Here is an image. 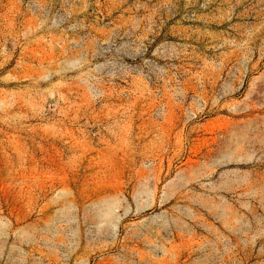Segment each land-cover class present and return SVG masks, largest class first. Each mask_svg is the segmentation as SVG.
Wrapping results in <instances>:
<instances>
[{"label": "rangeland", "instance_id": "rangeland-1", "mask_svg": "<svg viewBox=\"0 0 264 264\" xmlns=\"http://www.w3.org/2000/svg\"><path fill=\"white\" fill-rule=\"evenodd\" d=\"M0 264H264V0H0Z\"/></svg>", "mask_w": 264, "mask_h": 264}]
</instances>
